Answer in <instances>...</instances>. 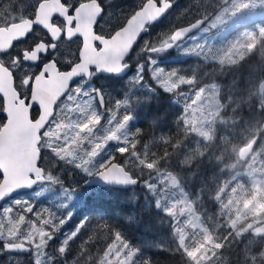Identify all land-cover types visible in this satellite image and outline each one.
Returning <instances> with one entry per match:
<instances>
[{
    "label": "trees",
    "instance_id": "16d2710c",
    "mask_svg": "<svg viewBox=\"0 0 264 264\" xmlns=\"http://www.w3.org/2000/svg\"><path fill=\"white\" fill-rule=\"evenodd\" d=\"M26 1L0 0V27L31 15L34 8H27ZM63 1L70 5L78 3V0ZM98 1L105 14L96 32L105 37H111L122 28L145 3V0ZM171 2L170 14L161 23L149 27V32L133 50L128 59L132 65L128 76L101 77L94 73L91 79L78 82L60 103L50 128L61 118L70 119L74 109L86 116L89 110L83 111L89 104V109L96 108L97 113L83 132L86 149L92 147L91 137L102 136L108 126L120 129L119 138L104 147L97 146L95 155L92 153L83 162L72 163L55 152L61 146L58 142L43 136L41 167L48 181L5 204L9 208V221L0 212V264H73V261L74 264H99L112 245L119 251L110 264L116 261L124 264V258L132 250H136L133 264L146 260L151 264H193L180 243L175 212L169 211V202L176 198L167 194L159 181L164 173H172L180 180L183 195L194 204L200 216V228L194 229V235L213 238L216 247L204 251L209 260L206 264H264V238L253 236L251 231L242 233L245 225L233 226L242 206L254 198L257 185L264 199V94L260 90L264 82L263 18L245 24L250 27V34L241 49L236 47L235 31L227 33L229 35L212 31L194 41L186 49V57H182L177 48L152 52L163 38L201 19L209 7L213 20L224 5L221 0ZM256 21L258 25H252ZM243 27L244 24L238 29ZM151 60L156 63L153 65ZM155 69L164 70L159 78L152 76ZM173 72L175 75L171 78L195 77V83L169 91L163 80L169 79ZM214 84L221 112L211 129L216 139L207 144L198 133L202 131L196 130L187 119L190 116L185 108L192 98L181 93H194ZM99 93L104 98V107L99 102ZM126 115L131 116V120L125 121ZM241 116L243 119L238 121ZM3 124L0 117V129ZM254 140L258 160L246 171L238 165L239 150ZM177 141L180 148L174 151ZM120 147H125L126 152L120 153ZM197 147L208 149L204 159L191 168L178 167L177 155L191 154ZM113 158L137 180L134 186L129 189L86 186ZM153 160H158V165L148 169L147 163ZM31 206L34 210L28 212L26 209ZM61 219L67 222L56 230L54 226L59 225ZM49 220L51 224L47 223ZM263 223L264 220L257 225ZM10 224L19 228V232L8 239ZM81 224L84 226L61 255L58 251L61 242ZM31 232L41 234V246L37 250L44 248L45 262L37 263L33 258L32 251L37 244ZM117 233L120 242L115 239ZM6 243H22L29 252L11 257L5 252ZM196 250L198 248H194V252Z\"/></svg>",
    "mask_w": 264,
    "mask_h": 264
},
{
    "label": "water",
    "instance_id": "95a60500",
    "mask_svg": "<svg viewBox=\"0 0 264 264\" xmlns=\"http://www.w3.org/2000/svg\"><path fill=\"white\" fill-rule=\"evenodd\" d=\"M159 2L162 6L164 0ZM172 9L171 2V6L153 20L156 16V8L152 0H148V3H144L122 28L111 37H105L96 32V27L105 14L98 0L79 5L73 17L69 16L71 9L63 3V0H44L39 3L34 20L28 19L0 27L1 53H9L13 45L24 40L35 26L42 28L52 37L53 45L41 43L33 51L25 52L23 61L33 66L39 65L41 56L45 55L48 49L52 52L57 49L56 43L61 39V33L59 28L52 24L56 17L66 20L68 27L75 22V28L71 31L69 39L78 37L82 40L79 61L66 71H60L55 61L45 64L33 81L30 98L21 99L14 86L12 71L0 62V96L4 100V110L0 111V116L5 118V124L0 129V171L4 172V178L0 181V196L20 186L11 194L0 198V210L10 200L33 192L39 185L48 181L46 172L41 167L42 134L55 118L59 103L67 97L72 87L82 79H91L93 70L101 77L128 76L132 71L128 59L133 50L149 32V27L161 23ZM197 21L203 22L178 40L172 41L173 46L164 51L175 50L180 43L200 31L208 22L207 19ZM197 21L177 30L191 27ZM260 90L263 94L264 83L261 84ZM99 102L101 106H105L104 98L100 93ZM35 109H39L40 114L33 119L32 111ZM255 144L256 140L244 147L241 154L251 155ZM120 168L125 169L116 162L111 169L105 168L100 171L113 176L112 180H105L102 175L96 174L87 181L86 186L116 189L133 187L134 184L119 182L124 175ZM127 175L133 178L128 171ZM251 234L264 238V223L251 230ZM5 246L17 249H6L16 255H25L29 252L22 243H6Z\"/></svg>",
    "mask_w": 264,
    "mask_h": 264
},
{
    "label": "rangeland",
    "instance_id": "374dc122",
    "mask_svg": "<svg viewBox=\"0 0 264 264\" xmlns=\"http://www.w3.org/2000/svg\"><path fill=\"white\" fill-rule=\"evenodd\" d=\"M37 1L38 0H27L26 7L29 9L35 8L38 4ZM221 2H223L224 5L221 9H219V13L214 14L215 16L209 23V26H204L200 31L190 36L187 40L177 46V49L181 51L182 57L187 56L188 53H186V49L191 47L194 41L202 38L212 31H217L220 35H225V33L226 35H229L232 31H235L234 41H236V47L241 49L243 48L242 42L245 41L247 35L250 34V27H246L245 24L258 18H263L261 21H264V0H221ZM218 16L221 17L220 22H217L216 18ZM258 23L259 22L256 21L253 22L252 25H258ZM243 24L244 27L238 29L243 26ZM213 25L215 26L213 27ZM252 49L253 47H250V50ZM191 54H194V50ZM74 57L75 54L70 52V54L63 59V61L64 63H71ZM179 78L180 77L163 80V84L168 89L175 83L176 87L172 88V90H178L180 88H184V86L192 84H179L177 83ZM187 79L188 78H185V80ZM187 94L192 98L190 103L187 104L185 108L186 114L188 113L190 116L187 119L193 123L195 129L198 131L206 132L214 128L221 112L217 85L214 84L206 86L202 89L196 90L194 93L186 91L181 93L182 96ZM70 110L72 111V108H70ZM87 110H89L88 114L86 116H82L79 110L76 111L74 109L73 115L70 119L67 120V118H61V120L58 121L59 123L56 122L44 135L49 138V141L58 142L61 146L56 149L55 152L60 157L67 159V161L72 163L75 161L83 162L94 152L97 146L104 147L107 142L115 141L119 138L120 129L116 130L115 127L110 128V126H108L107 131L102 136L95 135L94 137H91L92 147H90V149H86L83 132L86 131V126L90 124L91 120L96 118L97 113L96 108L91 107L89 109V104H87L83 113L87 112ZM109 128L110 130L108 132ZM90 132H93V130L90 129ZM202 132H198L200 136H202ZM243 148L244 147L239 150L238 165L242 166L247 171L257 162L259 154L253 150L251 155L243 156L241 154ZM173 177L175 180H178V183H172ZM159 181L167 190V194H171L176 198L175 201L169 202V210L171 213L175 212V224L177 226V232L180 235V239L181 237L184 239V244L182 245L184 250L187 253L192 252L194 254L192 258H190L192 259L193 264H206L205 262L209 260L205 258L204 251L212 249V247H216V245L214 244L211 235H204L200 237L194 235V229L200 228V216L197 213L194 204L183 195L181 182L172 173H164L160 175ZM256 188L258 191H256L254 198L242 206L239 213L235 217V221L233 222V226L235 227L240 226L241 224L243 226L245 225V228H242L241 230L242 233L253 230L258 226V223L264 220V199L262 198V191L260 192L258 185ZM61 194L64 195L65 192L62 191ZM8 209V206L4 205L0 212L5 214L7 216L5 218L9 221L10 218ZM248 216H250V218H247ZM10 226V233H7L8 239L13 238V236L19 232V228L12 227V224H10ZM30 234L33 237V242L37 244L35 245L36 249L32 251L35 262H45L46 257L44 248L37 250V248L41 246V234L34 232H31ZM194 248H198V250L194 252ZM201 250L202 252H200Z\"/></svg>",
    "mask_w": 264,
    "mask_h": 264
},
{
    "label": "flooded vegetation",
    "instance_id": "af4514ba",
    "mask_svg": "<svg viewBox=\"0 0 264 264\" xmlns=\"http://www.w3.org/2000/svg\"><path fill=\"white\" fill-rule=\"evenodd\" d=\"M89 1H91V0H78L77 4H72V5L65 4L64 1H63V3L71 9L69 16L73 17L77 7L79 5H81L82 3L89 2ZM38 5H39V3L34 8V12L31 15H29L27 18L21 19V20L16 21V22H21V21L28 20V19L34 20L36 18ZM209 9H210V7L208 8V11L206 13H204L202 18H201V19H207L208 22L211 20V17L209 16V13H211V9L210 10ZM16 22H14V23H16ZM52 24L59 28L60 33H61V39L56 43V45H57L56 51L52 52L50 49H48L46 54L41 56L39 65L33 66V65L28 64V63H25L23 60H24L25 52L33 51L34 48L36 46H38L39 44L44 43L48 46L53 45L54 41H53L52 37L40 27L35 26L24 40H21V41L15 43L13 45V47L9 53H1L0 52V62L3 66L9 68L12 71L13 78H14V86H15L16 91L20 94L21 99L30 98L31 93H32L33 81H34L35 77L40 73L42 67L45 64H47L51 61H55L58 64L60 71H66V70L70 69V67L72 65H74L75 63H77L79 61V52H80L81 47H82V40L78 37H74L72 39H69V36L71 37V34H72L71 31L75 28L76 23L74 22L71 26L68 27V23L66 20H64L60 17H56L53 20ZM7 26H9V25H7ZM7 26H4V27H7ZM75 46L76 47L78 46L79 48H75ZM70 52L75 54L74 59L72 60L71 63H64L63 59L66 56H68V54H70ZM94 73H96V72L93 70L92 71V77H93ZM82 80H84V79H82ZM73 87H72V89H73ZM68 95H67V97H68ZM0 99L2 100V108L0 109V111H3L4 110V100L1 96H0ZM60 103H59V105H60ZM59 105H58V107H59ZM58 107H57V111H58ZM39 114H40L39 109L33 110L32 111V118L36 119L39 116ZM0 117L3 118L4 124H5V118L3 116H0ZM51 123H50V125H51ZM50 125L47 127L46 131L42 134V138L45 135V133L47 132V130L50 128ZM5 252L11 257H16V256L21 257V255L13 254V253L7 251L6 249H5Z\"/></svg>",
    "mask_w": 264,
    "mask_h": 264
},
{
    "label": "snow or ice",
    "instance_id": "6c2138e0",
    "mask_svg": "<svg viewBox=\"0 0 264 264\" xmlns=\"http://www.w3.org/2000/svg\"><path fill=\"white\" fill-rule=\"evenodd\" d=\"M145 3L147 4V3H148V0H145ZM152 4H154V5H155V8H156V16L153 18V20H155V19L158 18L162 13H164L165 10H167V9L171 6V0H164L162 6H161V3L159 2V0H152ZM101 11H102V8H101ZM216 19H217V22H220L221 17L218 16ZM202 22H203V21H197V22H196L195 24H193L191 27H185V28H183V29H179V30L174 31L173 33H171V34H169L168 36H166L165 38H163V39L161 40V42H160L157 46H155V47H153V48L151 49V51H152V52H157V53H159V52L164 51L165 49L171 48V47L173 46L172 41H176V40H178V39H179L181 36H183L185 33H188L189 31H191V29H195L196 27H198ZM214 26H215V25H213V27H214ZM151 63L154 65V64L156 63V61H155V60H151ZM140 69H141V71L143 70V66H142V65L140 66ZM163 72H164L163 69H155V70L152 72V76H153L154 78H159V77L162 75ZM174 75H175L174 72H173V73H170V74H169V79H171V77L174 76ZM177 83H179V84H184V83H188V84H190L189 82H187V81L185 80L184 77H180L179 80L177 81ZM166 86H167V85H166ZM175 87H176V84L174 83V84H172L171 88H168V90L171 91L172 88H175ZM123 103L126 104L127 101H124ZM131 118H132L131 116L126 115V116L124 117V120H125V121H128V120H131ZM113 139H114V137H113ZM118 150H119L120 153H125V152H126V148H125V147H120ZM134 150H135V149L133 148V151H134ZM93 155H95V153H93ZM165 155H166V154H165ZM115 163H116L115 158L110 159V160L108 161L107 164H104V167H105L106 169H111L112 166L115 165ZM140 163L143 165V164H145V161H144V160H140ZM158 163H159L158 160H153V161L148 162L146 166H147L148 169H153V168H155V167L158 165ZM117 167H119V165H117ZM120 170H121L122 172H124V175H123L122 178L119 179V182H121V183H131V184L136 183V180H134L133 178H131L130 176L127 175V171H126V169L120 168ZM97 174H98V175H102V176H103V179H105V180H112V179H113V176L108 175V174H105V173L100 172V171H98ZM3 178H4V172H3V171H0V180H2ZM49 179H51V177H49ZM172 183H176L174 177L172 178ZM19 188H20V186H17V187L14 188L13 190H16V189H19ZM13 190L10 191V192H7V193H6L5 195H3V196H0V198H4L6 195L11 194V193L13 192ZM159 206H160V205H159V201H157V207H159ZM26 210H27L28 212H32V211L34 210V208H33V206H31V207H28ZM45 211H47V210H45ZM169 211H170V210H169ZM37 215H39V214H37ZM68 218H70V215L68 216ZM66 222H67L66 219H61L59 225H56V226H54V227L56 228V230H59V228H61ZM47 223H50V224H51L52 221L49 220V221H47ZM83 226H84L83 224L78 225V226L76 227V229H75L70 235H68V236H67V237L61 242V246L58 248V251H59V253H60L61 255L65 254V252H66V250H67V247H68V244H69L70 240H72V239H73V238H74V237L80 232V229H81ZM100 227L103 228V227H106V226H105V225H101ZM115 239L117 240V242H120V235H119V233H117V234L115 235ZM44 243H45V245L47 244L46 241H45ZM180 243H181V245L184 244V239H183V237H181V239H180ZM121 246H123V245H121ZM4 248H5V249H8V250H17V249H13V248L10 247V246H4ZM20 250H23V249H20ZM113 250H115V251H113ZM118 251H119V249L116 248V245H112V248H111V249H108V250L104 253V255L101 257V259L98 261L99 264H110V262L112 261L113 256H114ZM187 255L189 256V258H192V256H193L194 254H193L192 252H189V253H187ZM135 256H136V250H132V251L128 252L127 257L124 258V264H133V261H134V257H135ZM89 260H91V258H89ZM73 264H74V261H73ZM115 264H119V261H116ZM142 264H151V261H147V260H146V261H143Z\"/></svg>",
    "mask_w": 264,
    "mask_h": 264
},
{
    "label": "clouds",
    "instance_id": "9594fccd",
    "mask_svg": "<svg viewBox=\"0 0 264 264\" xmlns=\"http://www.w3.org/2000/svg\"><path fill=\"white\" fill-rule=\"evenodd\" d=\"M186 81L189 83H195V77H190ZM240 119H243V116L239 117L238 121ZM201 135L203 136L204 141L207 144H212L216 139L215 132L212 130L202 132ZM179 148H180V142L177 141L173 145V149H174V151H176V150H179ZM207 152H208L207 148L201 150L199 147H197L194 150H192L191 154L177 155L176 164L180 168H191L194 164H198V161H202L204 159V157L206 156ZM217 159H219V157ZM133 179L136 180L135 178H133ZM175 181H176V183H178V180H175ZM136 182H137V180H136ZM149 187H151V186H149Z\"/></svg>",
    "mask_w": 264,
    "mask_h": 264
}]
</instances>
